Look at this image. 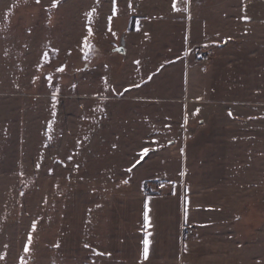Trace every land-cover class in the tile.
<instances>
[{"label":"rangeland","instance_id":"374dc122","mask_svg":"<svg viewBox=\"0 0 264 264\" xmlns=\"http://www.w3.org/2000/svg\"><path fill=\"white\" fill-rule=\"evenodd\" d=\"M51 3L0 0V264H107L111 205L135 255L126 241L140 223L143 181L169 194L187 178L178 184L196 191V206L220 210H194L191 255L154 264H264V188L241 205L238 176L225 181L228 162L242 161L244 125L224 118L225 107L191 102L207 88L215 46L226 39L220 53L232 54L264 42V0H190L189 11L180 0L179 13L173 0H115V14L113 0ZM183 101L198 115L190 127ZM257 137L250 176L263 178L264 132ZM145 146L149 155L132 167ZM208 190L218 196L199 199Z\"/></svg>","mask_w":264,"mask_h":264},{"label":"crops","instance_id":"0c3cea01","mask_svg":"<svg viewBox=\"0 0 264 264\" xmlns=\"http://www.w3.org/2000/svg\"><path fill=\"white\" fill-rule=\"evenodd\" d=\"M196 4L198 5L199 2L194 1L191 6L192 16L194 15V10H196ZM194 19L193 41H195L196 27H199L195 26L194 23L200 22L198 18ZM209 40L211 41L212 38ZM213 43L216 44L215 41ZM192 44L194 43L192 42ZM228 44L229 41L224 39L220 45L214 47L213 58L211 62L208 63L207 69H204L208 76V81L204 85L207 86V88L199 89L201 92L199 96L201 97L192 98L191 102L200 106L209 103L214 106L225 107L224 118L230 121L240 122L244 125L243 132L245 135L240 137V141L237 142L241 148L242 155L240 158L242 161L235 163V161L230 160L228 165H230L231 169L225 176V181H228L227 179L231 180L233 176H238L237 178H239L238 181L240 185L232 187L239 188V192L242 193V195H240V197H242L240 204L242 205L249 202V197L260 195L264 188V177L260 178V174L257 172L254 176H250L251 171L256 168L255 166L260 165H258V161L255 163L253 162L254 153L252 149H249V145H252V143L257 144V134H262L264 132V42L261 41L254 45L236 46L235 49L232 50L235 53L232 52V54L220 53L221 50L228 48ZM193 51H196L198 54L199 50L194 49ZM199 59H201V57L198 58L197 56L194 61L198 63ZM189 75L190 73L188 72L187 79L185 78L186 83L184 82L188 87L191 84ZM194 78L196 79V77ZM192 86L194 89H197V84L194 83V79ZM183 103L181 109L182 124L187 122L184 126L190 127L191 119L198 117V115L196 116L194 111H192V114L189 113L188 105L190 103H188V101H183ZM230 112L232 113L231 116H229ZM236 113H241V115L238 116ZM249 134H253L255 137ZM230 137V143L233 144V137ZM183 140L184 139H182V141ZM186 141H188V139H186ZM236 164L240 165L239 174L234 173V168L236 167L234 165ZM182 176L184 178V174H182ZM179 180L180 179L176 181L177 184H175L169 194L163 193L162 182L157 189L151 191L150 195L146 196L144 193H141V209L139 212L140 223L135 222L134 232L129 236L130 240L126 241L130 242L132 240V244H136L137 253H135V255L130 253L128 251L129 249L127 250L126 246L123 244V234L119 230H122L124 223H118L122 221V218L116 213V208L111 205L110 222L114 232L112 231L110 248L109 251H107V254H111L110 256L107 255V264H154L164 260L166 262H172L178 256L184 258L191 255V249L193 248L192 244L195 242L191 240L192 236L189 234L190 229L188 228V223H191L194 218V210L201 209L207 212L209 209L220 210V208L216 207V204L207 207H201L200 204L196 206V191L190 189V187L184 190L182 186L178 184V182L186 183L188 178L185 182L184 179L181 181ZM145 181L148 180H144L143 182ZM211 192L213 194H210ZM215 192L216 190H208L206 194L200 192L198 194L200 195L199 199H205V197L207 198L208 196L216 198L218 195L215 194ZM228 197H231V193H229ZM228 200L230 203L231 201L233 202L231 199ZM145 204H147L150 209L149 217L151 220V227L147 229L144 228L143 219L146 210ZM231 205L232 204L228 206ZM85 223L86 219L84 225L81 226L83 232H85ZM145 232L152 233V235L148 237L151 241L150 257L148 261H143L142 257V241ZM117 238L122 245L116 243L115 239ZM127 245H129V243H127ZM229 251H232V249L229 248Z\"/></svg>","mask_w":264,"mask_h":264},{"label":"snow or ice","instance_id":"6c2138e0","mask_svg":"<svg viewBox=\"0 0 264 264\" xmlns=\"http://www.w3.org/2000/svg\"><path fill=\"white\" fill-rule=\"evenodd\" d=\"M35 2L37 4H40V0H35ZM180 4V0H173V4H172V9L179 13L182 11V8L179 6ZM184 4L186 5V7L183 8V11H189L190 10V0H184ZM61 5V0H52V3L50 4V9L51 8H57ZM49 9V10H50ZM95 9H92L90 12L86 13V16H91L95 13ZM117 11L116 7H115V0H113V13L115 14ZM111 19L112 17L110 16L108 18L109 22H111ZM243 20L245 21H248L250 20V18L248 16H243L242 17ZM109 31H111V27H109L108 29ZM87 32H88V35H86L84 38H83V48L85 49V56H87V50L89 49L90 45L88 43V39H89V36H91L93 34L92 32V28L89 26L88 29H87ZM114 34V33H113ZM43 58L45 59V61H48L49 60V56H48V53H43ZM135 63L137 65L140 64V61L137 60L135 61ZM65 70L64 67H59L57 69V71L59 72H63ZM48 79H51V77H48ZM151 79V77H149V80ZM135 87H140V85H134ZM127 91V89H126ZM232 113L230 112L229 113V116H231ZM149 152H150V147L149 146H145L142 148L141 152L139 153V157L137 158L136 162L133 164L132 167H135L136 164H139L141 163V161L147 157L149 155ZM128 171H132V168L130 167L128 169ZM124 183H128L127 180L124 181ZM23 193H21L22 195ZM145 212H144V228L147 229V228H150L151 227V220H150V217H149V211L150 209L148 208V205L145 204ZM32 229L33 231H35L36 229V225L33 224L32 225ZM152 233L151 232H145L144 233V238H143V241H142V244H143V249H142V257H143V261H148L149 260V257H150V245H151V241L150 239L148 238L149 236H151ZM33 243V236L32 235H29L28 238H27V244L25 245L24 247V252L27 254L30 252V247ZM86 247H88L87 245H85ZM97 256H103L105 255V253L103 252H97L96 253ZM107 255H111L110 253H108ZM4 257L0 256V259H3ZM20 264H27V261L25 260L24 257H20Z\"/></svg>","mask_w":264,"mask_h":264},{"label":"trees","instance_id":"16d2710c","mask_svg":"<svg viewBox=\"0 0 264 264\" xmlns=\"http://www.w3.org/2000/svg\"><path fill=\"white\" fill-rule=\"evenodd\" d=\"M135 29H133V25L130 26V28L128 29V31L130 32H134ZM161 183H155V186L156 188L160 186ZM153 186V183L151 182H148V181H145L143 182L142 184V189H143V192L146 196L150 195L151 194V187ZM240 218V217H239ZM238 218V219H239Z\"/></svg>","mask_w":264,"mask_h":264}]
</instances>
